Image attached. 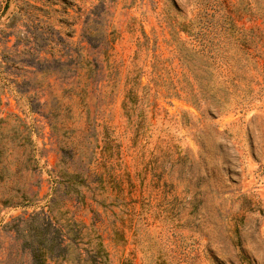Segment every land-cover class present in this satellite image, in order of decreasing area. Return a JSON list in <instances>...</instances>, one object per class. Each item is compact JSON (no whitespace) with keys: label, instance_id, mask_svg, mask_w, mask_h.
<instances>
[{"label":"rangeland","instance_id":"1","mask_svg":"<svg viewBox=\"0 0 264 264\" xmlns=\"http://www.w3.org/2000/svg\"><path fill=\"white\" fill-rule=\"evenodd\" d=\"M103 1L0 0V264H264V0Z\"/></svg>","mask_w":264,"mask_h":264},{"label":"trees","instance_id":"2","mask_svg":"<svg viewBox=\"0 0 264 264\" xmlns=\"http://www.w3.org/2000/svg\"><path fill=\"white\" fill-rule=\"evenodd\" d=\"M215 11L217 10L213 9V12ZM238 11L239 10L233 5L231 7L227 5L224 7V13L219 15V17H217L216 19H213L214 18L213 13L209 14L211 16V18L209 19L206 18V15L203 17L205 18L203 20L202 17L201 19L200 17H197V21H196V27H198L197 29L195 30L192 29V26H194L192 25V23L194 24V22H189L186 24H180L179 31H181L186 36H188L190 40L194 41V44L193 42H191L192 45L190 48V50L192 49L191 51L193 54H200V56H203L206 59H211L213 61L215 58L218 57L224 59L225 57L222 56V51H220L218 47L219 46L222 47L223 46L222 43L223 44L224 42L227 43V41H223V40L214 41L217 34L215 32L217 26L220 28V30H223V33H225L226 35L232 36V33L235 32L236 34L233 35L234 36L233 43L234 44L236 43L239 49L241 50L247 49L248 46L250 45L251 37L257 36V34L256 35L248 34L250 30L245 31L247 32L245 33L244 32L245 29L237 25V21L243 18L242 14H240ZM105 13L106 10L104 7L103 0H99V3L96 4L90 11V14H95V18H99L101 14H105ZM88 35L85 36V38L87 42L93 45V47H95V45L96 46L99 45V43H101L102 41L104 42L106 40V35L101 30L94 32V34H88ZM196 45L198 46L197 48L195 47ZM191 51L189 52L190 54L188 56L184 52L182 53L181 48L177 49L178 59L181 61V64H183V66L187 68L188 71H190V65H194V64H190ZM95 64L96 63L93 61L92 62L89 60L84 61L83 67L85 69L86 75L90 76L93 73H95ZM203 64L204 65H202V68H204L205 66H209L205 62H203ZM193 78L196 80V76H194ZM132 93H133L132 89L129 88L126 91L127 98L130 97ZM187 95H188L187 98L195 101L196 95H194L191 92L190 93L187 92ZM79 233H81L80 229H79ZM99 245L101 246V243H99ZM31 251L33 258L32 264H45V258H41V254L39 256V253H36L37 252L36 248H33ZM241 259H243V257H241Z\"/></svg>","mask_w":264,"mask_h":264}]
</instances>
